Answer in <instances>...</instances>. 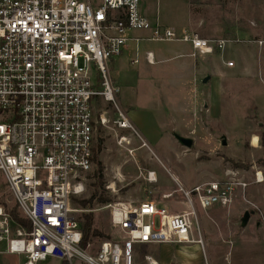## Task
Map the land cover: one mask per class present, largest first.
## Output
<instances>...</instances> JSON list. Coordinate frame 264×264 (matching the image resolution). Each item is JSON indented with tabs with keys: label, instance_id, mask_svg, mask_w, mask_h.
Returning a JSON list of instances; mask_svg holds the SVG:
<instances>
[{
	"label": "built area",
	"instance_id": "1",
	"mask_svg": "<svg viewBox=\"0 0 264 264\" xmlns=\"http://www.w3.org/2000/svg\"><path fill=\"white\" fill-rule=\"evenodd\" d=\"M142 0H0V174L13 197L23 224L14 223L0 206V243L5 253L24 256V264L48 258L64 264H136L137 251L149 245L196 246L204 253L199 211L228 209L235 203L252 213L264 228V209L249 190L264 184L255 169L246 180L239 171L184 187L176 176V190L162 201L181 194L179 212L155 202L108 203L110 239L91 250L83 246L80 223L71 203L85 193L84 176L93 164L95 126L106 127V113L95 116L97 102L113 108L114 128L127 131L147 146L118 103L109 65L130 42L152 41L188 45L191 57L223 53L229 40H207L197 33L152 24ZM140 33V36H133ZM247 43L264 49V36ZM154 64L152 52L145 54ZM136 60L131 62L135 65ZM227 68L233 61L225 63ZM127 142L120 136L118 143ZM145 182L157 183L154 171ZM179 202V203H181ZM178 203V201L176 202ZM14 225V227L12 226ZM146 264H158L144 255Z\"/></svg>",
	"mask_w": 264,
	"mask_h": 264
},
{
	"label": "rangeland",
	"instance_id": "2",
	"mask_svg": "<svg viewBox=\"0 0 264 264\" xmlns=\"http://www.w3.org/2000/svg\"><path fill=\"white\" fill-rule=\"evenodd\" d=\"M141 5L152 24L157 21L207 40L239 43L227 44L223 53L197 58L174 57L189 50L184 44L128 43L110 63V75L119 88V105L147 146L127 131L123 132L127 142L120 145L123 134L113 126V108L97 102L95 116L106 113L110 122L95 126L92 168L84 176L85 193L76 200L88 201L98 190L110 203L152 201L179 212L185 208L180 193L176 192L175 200H161L162 194L177 189L172 176L192 188L222 179L230 171H239L246 180L255 169L264 173V49L247 43L264 36V0H142ZM147 52L165 60L149 65ZM229 61L234 62L232 68L225 66ZM205 77L209 80L203 84ZM173 134L192 139L193 146H181ZM149 171L156 173L154 185L144 180ZM249 197L264 209V184L251 187ZM105 205L93 201L89 208H80L71 203L78 211L75 220L80 223L84 215L92 214L94 229L103 235L89 241L91 250L112 234L108 211L102 209ZM0 206L8 213L17 208L2 174ZM242 210L235 203L206 214L199 211L204 253L196 246L149 245L139 250L137 264H144L143 255L153 256L158 264H199V254L201 264H264V231L252 220L241 228ZM17 212L21 217L18 208ZM5 250L1 242L0 264L25 263L24 256ZM37 264L61 263L48 258Z\"/></svg>",
	"mask_w": 264,
	"mask_h": 264
},
{
	"label": "trees",
	"instance_id": "3",
	"mask_svg": "<svg viewBox=\"0 0 264 264\" xmlns=\"http://www.w3.org/2000/svg\"><path fill=\"white\" fill-rule=\"evenodd\" d=\"M93 201H96L98 204H102V205L110 203L109 199L104 197L102 193L100 194L98 190L94 191L92 198L90 200L77 201L75 199L73 203H76L80 208H89L93 203ZM9 214L14 223L23 224L26 230H30V226L28 225V223L19 217L17 208H13ZM12 226L14 227V225ZM80 230L83 237V246L87 242L91 241V239L103 237V235L97 230H95L93 227L92 214H87L82 217V221L80 222ZM105 239H108V237H106Z\"/></svg>",
	"mask_w": 264,
	"mask_h": 264
},
{
	"label": "crops",
	"instance_id": "4",
	"mask_svg": "<svg viewBox=\"0 0 264 264\" xmlns=\"http://www.w3.org/2000/svg\"><path fill=\"white\" fill-rule=\"evenodd\" d=\"M186 46L188 47L189 50H185V51H183L182 54L177 53V54H175L174 57H188V58H192V57L190 56V55H191V49H190V47H189L188 45H186ZM153 55H154V54H153ZM117 58H118V57H117ZM154 59H155V56H154ZM114 60H115V59H114ZM114 60L111 61V64L114 63V62H113ZM155 60H157V62H161V61H163V60H165V59H164L163 56H161V57H159V58H156ZM193 63H194V66L197 67V60H194ZM183 65H184V64H183ZM194 66H193L192 68H194ZM113 82H114L115 86H117V85H116V82H115V81H113ZM118 89H119V88H118ZM118 101H119V97H118ZM159 137H160V138L162 137L161 128H159ZM155 174H156V173H155ZM157 182H158V180H157ZM202 183H203V182H202ZM165 193H166V192H165ZM155 203H156V205H158L159 207H164V204H161V205H160V204H158V202H155ZM218 209H220V208H212V209L206 211L205 214L208 213V212H210V211H214V210H218ZM244 212H245V211H244V209H243V210H242V215H243ZM251 220H252V221H251ZM250 221H251L252 223H254V225H255L256 228H258V229L264 231V228L258 226L257 221H256V218H255L253 215H251V217H250V219H249V221H248V223H247V225H246L245 227H247V226L249 225ZM143 247H147V246H143ZM143 247H141V248H143ZM141 248H140V249H141ZM140 249H139V250H140ZM196 249H197V247H196ZM139 250L137 251V255H136V264H137V257H138V255H139V253H138ZM140 251H141V250H140ZM143 256H144V255H143ZM151 257H153V256H151ZM153 258H154V257H153ZM154 259H155V258H154ZM143 262H144V260H143ZM201 262H202V260H201V258H200V254H199V264H201ZM144 264H146V263L144 262ZM186 264H189V261H187Z\"/></svg>",
	"mask_w": 264,
	"mask_h": 264
},
{
	"label": "water",
	"instance_id": "5",
	"mask_svg": "<svg viewBox=\"0 0 264 264\" xmlns=\"http://www.w3.org/2000/svg\"><path fill=\"white\" fill-rule=\"evenodd\" d=\"M209 80V77H205L203 80H202V83L205 84L207 81ZM173 137L174 139L183 147L187 148V149H190L192 146H193V140L192 139H189V138H184V137H181L177 134H173ZM221 145L222 146H225V141H222L221 142ZM252 213L248 212V211H245L240 219V227L241 228H244L250 217H251Z\"/></svg>",
	"mask_w": 264,
	"mask_h": 264
}]
</instances>
